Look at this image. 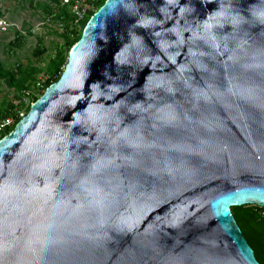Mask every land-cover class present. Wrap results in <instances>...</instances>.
<instances>
[{
	"label": "water",
	"instance_id": "water-1",
	"mask_svg": "<svg viewBox=\"0 0 264 264\" xmlns=\"http://www.w3.org/2000/svg\"><path fill=\"white\" fill-rule=\"evenodd\" d=\"M264 0H105L0 138V264H262Z\"/></svg>",
	"mask_w": 264,
	"mask_h": 264
},
{
	"label": "trees",
	"instance_id": "trees-1",
	"mask_svg": "<svg viewBox=\"0 0 264 264\" xmlns=\"http://www.w3.org/2000/svg\"><path fill=\"white\" fill-rule=\"evenodd\" d=\"M104 1L97 0L95 10ZM29 3L32 5L34 1L29 0ZM35 3L43 9L46 20L49 19V21L56 22V24H62V30L60 32L55 31L58 37L61 38L62 43L56 45L54 52L49 56L44 67L31 62L21 63L18 60L9 65L0 57V85L5 86L8 92H14V96L18 101L13 103V101L7 99L0 103V121L7 116H11L14 119L12 125L0 128V138L6 135L21 118L18 116V109L25 108L26 113L30 104L42 94L43 90L59 78L70 48L80 37L89 16L95 11H91L81 22V29L76 30L73 28L74 16L70 12L68 5L62 4L61 0H42ZM30 30V28L26 29L28 35L31 34ZM25 40V35L15 30V37L7 43L8 49L14 52L17 48L23 46ZM46 51L43 38L37 37L32 54L39 57ZM41 73H45L47 77L40 83L38 75ZM24 97L29 99L27 106L22 101ZM231 210L243 235L253 248L255 257L260 263L264 264V206L246 204L232 206Z\"/></svg>",
	"mask_w": 264,
	"mask_h": 264
},
{
	"label": "rangeland",
	"instance_id": "rangeland-1",
	"mask_svg": "<svg viewBox=\"0 0 264 264\" xmlns=\"http://www.w3.org/2000/svg\"><path fill=\"white\" fill-rule=\"evenodd\" d=\"M32 5L29 0H0V11L3 19L13 23L14 27H20L25 30L24 44L22 47L17 48L14 52L8 49L7 43L15 37V30L0 29V57L6 64H12L16 60L21 63L31 62L40 67H44L49 56L54 52L57 44L62 43L61 38L56 34L61 31L58 23L46 20L43 9L36 5V1L33 0ZM30 28V33H26V29ZM27 34V35H26ZM37 37H42L44 46L47 51L41 56L36 57L32 54L36 45ZM45 73L38 75L40 83L46 78ZM11 100L13 103H17V98L14 96V92H8L5 86L0 85V103L3 100Z\"/></svg>",
	"mask_w": 264,
	"mask_h": 264
},
{
	"label": "built area",
	"instance_id": "built-area-1",
	"mask_svg": "<svg viewBox=\"0 0 264 264\" xmlns=\"http://www.w3.org/2000/svg\"><path fill=\"white\" fill-rule=\"evenodd\" d=\"M97 0H61L62 4H67L70 12L74 16L73 28L76 30L81 29V22L90 14L91 11L95 10V4ZM49 20V19H48ZM58 26L62 30V24L58 23ZM0 29L10 30L14 29L21 33L25 34V30L20 27L15 28L13 23L6 21L0 17ZM22 101L25 106L29 104V99L24 97ZM25 114V108L18 109V116L22 117ZM14 122V119L11 116H7L0 121V128L4 126H10Z\"/></svg>",
	"mask_w": 264,
	"mask_h": 264
}]
</instances>
